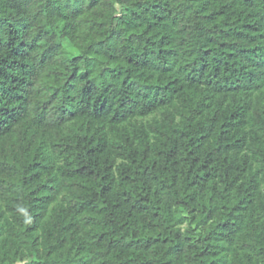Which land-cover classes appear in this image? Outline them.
<instances>
[{
    "label": "trees",
    "instance_id": "obj_1",
    "mask_svg": "<svg viewBox=\"0 0 264 264\" xmlns=\"http://www.w3.org/2000/svg\"><path fill=\"white\" fill-rule=\"evenodd\" d=\"M0 264H264V0H0Z\"/></svg>",
    "mask_w": 264,
    "mask_h": 264
},
{
    "label": "rangeland",
    "instance_id": "obj_2",
    "mask_svg": "<svg viewBox=\"0 0 264 264\" xmlns=\"http://www.w3.org/2000/svg\"><path fill=\"white\" fill-rule=\"evenodd\" d=\"M65 46H66V49L69 51L70 54H76L77 53L76 49L74 48V46L69 41H65ZM154 116H159V113H157L156 115H151L148 118H146L145 120H150Z\"/></svg>",
    "mask_w": 264,
    "mask_h": 264
}]
</instances>
